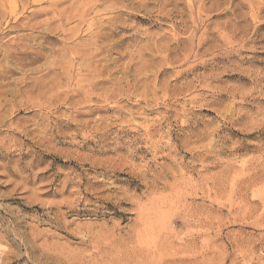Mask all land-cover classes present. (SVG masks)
Instances as JSON below:
<instances>
[{"label": "rangeland", "instance_id": "obj_1", "mask_svg": "<svg viewBox=\"0 0 264 264\" xmlns=\"http://www.w3.org/2000/svg\"><path fill=\"white\" fill-rule=\"evenodd\" d=\"M38 1L0 0V264H264V0Z\"/></svg>", "mask_w": 264, "mask_h": 264}, {"label": "bare ground", "instance_id": "obj_2", "mask_svg": "<svg viewBox=\"0 0 264 264\" xmlns=\"http://www.w3.org/2000/svg\"><path fill=\"white\" fill-rule=\"evenodd\" d=\"M28 1H30V0H28ZM35 1H36V0H35ZM37 1H38V0H37ZM40 1H41V0H40ZM61 1H63V0H61ZM38 2H39V1H38ZM43 2H44V1H43ZM47 3H48V2H46V5H47V6L49 5V7H50V6L54 7V6L56 5V3H57V5H58V2L55 3V2L49 1V3H48V4H47ZM60 3H61V2H60ZM60 3H59V4H60ZM3 4H4V3H3ZM27 4H28V3H27ZM23 6H25V4L22 5V8H23ZM26 6H27V5H26ZM30 6H31V5H30ZM47 6H46V7H47ZM57 7H58V6H57ZM22 8H21V9H22ZM24 8H25V7H24ZM42 8H43V7H42ZM44 8H45V7H44ZM14 9H15V8H14ZM32 9H33V8H32ZM46 9H47V8H46ZM47 10H49V8H48ZM56 10H57V9H56ZM12 11H13V9H12ZM14 11H15V10H14ZM26 11H27V10H26ZM50 11H52V10H50ZM42 12H43V11H42ZM44 12H46V10H44ZM52 12H53V11H52ZM11 13H12V12H11ZM31 13H32V12H31ZM33 14H34V13H33ZM11 15H12V14H11ZM66 18H67V17H66ZM68 19H71V17L68 18ZM68 19H67V20H68ZM55 20H56V19H55ZM61 23H62V22H61ZM62 24H63V23H62ZM35 26H36V25H35ZM77 51H78V50H77ZM77 51L75 50L74 53L77 52ZM81 52H82V51H81ZM97 52H98V51H97ZM77 53H80V52H77ZM86 53H87V51H86ZM89 53L92 55L91 52H89ZM89 53H88V54H89ZM75 54H76V53H75ZM93 54H94V53H93ZM78 55H79V54H78ZM91 55H89L90 58H91ZM89 56H88V57H89ZM76 57H77V56H76ZM81 57H82V56H81ZM92 57H93V56H92ZM75 59H76V58H75Z\"/></svg>", "mask_w": 264, "mask_h": 264}]
</instances>
